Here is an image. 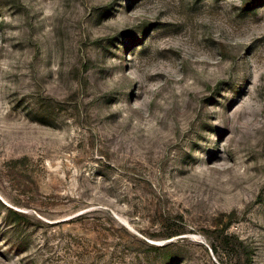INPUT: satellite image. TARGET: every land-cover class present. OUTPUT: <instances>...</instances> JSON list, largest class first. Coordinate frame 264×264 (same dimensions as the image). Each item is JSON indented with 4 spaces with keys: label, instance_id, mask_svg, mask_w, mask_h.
I'll return each mask as SVG.
<instances>
[{
    "label": "rangeland",
    "instance_id": "374dc122",
    "mask_svg": "<svg viewBox=\"0 0 264 264\" xmlns=\"http://www.w3.org/2000/svg\"><path fill=\"white\" fill-rule=\"evenodd\" d=\"M251 1L0 0V264H264Z\"/></svg>",
    "mask_w": 264,
    "mask_h": 264
},
{
    "label": "trees",
    "instance_id": "16d2710c",
    "mask_svg": "<svg viewBox=\"0 0 264 264\" xmlns=\"http://www.w3.org/2000/svg\"><path fill=\"white\" fill-rule=\"evenodd\" d=\"M255 2V0H252L250 3ZM10 218H12V221L17 224L24 223L23 218L25 215L21 212L9 209V215ZM165 232H162L159 235H150V239H169L174 236H177L181 234L179 231H173L172 227L168 224H165ZM221 239L222 244L225 248L226 255L229 256L230 260H234L235 263H241L248 264V249L245 243L240 240L235 235L226 234L224 235V231L221 232ZM141 243H143L144 246L148 249L146 252H148V256H150L153 252H157L159 257L156 259L162 260L161 264H174L175 260L177 259V255L174 256L172 252L174 251L175 244H164V245H154L150 244L144 240H141ZM213 249L217 252V246L212 245ZM162 256V257H161ZM224 261V259H222Z\"/></svg>",
    "mask_w": 264,
    "mask_h": 264
}]
</instances>
